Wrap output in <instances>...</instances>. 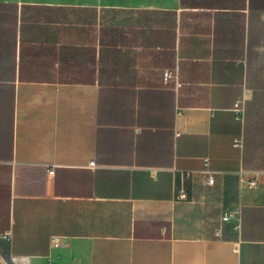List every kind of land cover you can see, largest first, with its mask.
Masks as SVG:
<instances>
[{
  "label": "crops",
  "instance_id": "crops-1",
  "mask_svg": "<svg viewBox=\"0 0 264 264\" xmlns=\"http://www.w3.org/2000/svg\"><path fill=\"white\" fill-rule=\"evenodd\" d=\"M7 259L264 264V0H0Z\"/></svg>",
  "mask_w": 264,
  "mask_h": 264
},
{
  "label": "built area",
  "instance_id": "built-area-1",
  "mask_svg": "<svg viewBox=\"0 0 264 264\" xmlns=\"http://www.w3.org/2000/svg\"><path fill=\"white\" fill-rule=\"evenodd\" d=\"M162 82L165 86H169V87H172V89H174L175 91L178 90L181 86H182V83L180 81V78H179V69H178V66H175L174 68L172 69H166L163 71L162 73ZM233 112H234V115H235V118L237 120H241L242 119V116H243V101L241 99H237L234 103V106H233ZM233 146L235 147H240L241 146V140L240 139H235L234 142H233ZM205 162H207L205 160ZM90 167H94L95 166V163L94 162H90L89 164ZM207 173V183L209 185L213 184V181H214V172H211V171H205ZM50 173L52 174L53 171H50ZM254 184V181H250L249 183V187H251L252 185ZM181 198H184V195H181ZM232 213H228L227 215H224L222 217V221L223 222H227L229 221L231 218H232ZM55 245H58L57 242L54 243ZM15 264L16 262H20V261H25L23 259H11Z\"/></svg>",
  "mask_w": 264,
  "mask_h": 264
},
{
  "label": "bare ground",
  "instance_id": "bare-ground-1",
  "mask_svg": "<svg viewBox=\"0 0 264 264\" xmlns=\"http://www.w3.org/2000/svg\"><path fill=\"white\" fill-rule=\"evenodd\" d=\"M21 262L26 263L25 261H21ZM7 263H8V264H15L12 260H9V259H7ZM16 264H18V263H16Z\"/></svg>",
  "mask_w": 264,
  "mask_h": 264
},
{
  "label": "rangeland",
  "instance_id": "rangeland-1",
  "mask_svg": "<svg viewBox=\"0 0 264 264\" xmlns=\"http://www.w3.org/2000/svg\"><path fill=\"white\" fill-rule=\"evenodd\" d=\"M106 20V19H105Z\"/></svg>",
  "mask_w": 264,
  "mask_h": 264
}]
</instances>
